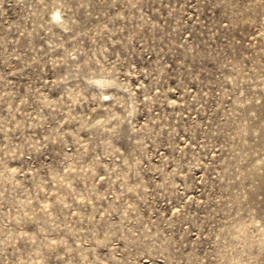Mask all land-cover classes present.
Here are the masks:
<instances>
[{
  "label": "rangeland",
  "instance_id": "obj_1",
  "mask_svg": "<svg viewBox=\"0 0 264 264\" xmlns=\"http://www.w3.org/2000/svg\"><path fill=\"white\" fill-rule=\"evenodd\" d=\"M0 264H264V0H0Z\"/></svg>",
  "mask_w": 264,
  "mask_h": 264
}]
</instances>
